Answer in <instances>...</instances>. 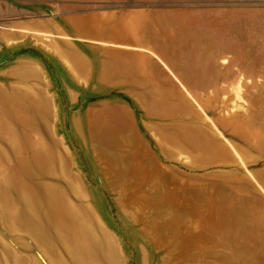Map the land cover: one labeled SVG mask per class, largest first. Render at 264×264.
Segmentation results:
<instances>
[{
  "label": "rangeland",
  "instance_id": "rangeland-1",
  "mask_svg": "<svg viewBox=\"0 0 264 264\" xmlns=\"http://www.w3.org/2000/svg\"><path fill=\"white\" fill-rule=\"evenodd\" d=\"M0 13V89L43 109L0 117V264H264V0H0ZM91 37L153 43L189 80L229 81L224 134L248 163L157 150L140 104L127 106L145 134L118 131L122 100L162 68Z\"/></svg>",
  "mask_w": 264,
  "mask_h": 264
},
{
  "label": "crops",
  "instance_id": "crops-1",
  "mask_svg": "<svg viewBox=\"0 0 264 264\" xmlns=\"http://www.w3.org/2000/svg\"><path fill=\"white\" fill-rule=\"evenodd\" d=\"M0 16V23L6 21L1 13ZM21 29L27 30L26 27ZM35 31L42 34L51 33L44 30L43 24H39V29ZM6 39L9 42L8 47L5 44ZM10 40L11 31L6 25H0V62H5L6 58L10 57ZM86 40L150 54L158 60L162 68V81L149 86L146 93L141 91L142 96L139 99L122 100L123 117H117L118 131L122 130L124 135L133 136L145 134L140 128V117L135 114L133 107L127 106L140 104V120L148 130L146 133L160 138L157 150L202 153L207 155L208 163H248V160L237 158V151L244 150L236 147V143L241 142L236 141L235 136L224 134L235 127V118L230 119L219 112L220 105L229 101L225 100L228 88L226 84L229 81L218 80L211 85L193 82L169 64L164 50H160L153 43H145L133 37H116L109 40L105 37H91ZM29 103L35 105L36 117L43 114L40 103L24 96L18 89L12 88L8 93L0 89L2 118L10 119L14 118L13 114L31 112L28 109Z\"/></svg>",
  "mask_w": 264,
  "mask_h": 264
}]
</instances>
